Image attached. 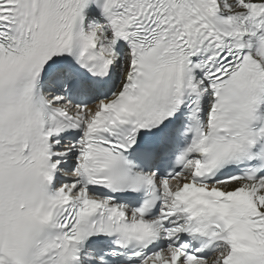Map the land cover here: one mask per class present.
<instances>
[{
  "label": "snow or ice",
  "instance_id": "obj_1",
  "mask_svg": "<svg viewBox=\"0 0 264 264\" xmlns=\"http://www.w3.org/2000/svg\"><path fill=\"white\" fill-rule=\"evenodd\" d=\"M0 264H264V0H0Z\"/></svg>",
  "mask_w": 264,
  "mask_h": 264
}]
</instances>
